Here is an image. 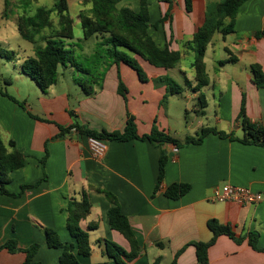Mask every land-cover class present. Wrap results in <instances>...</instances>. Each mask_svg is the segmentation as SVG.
<instances>
[{
    "label": "crops",
    "instance_id": "crops-1",
    "mask_svg": "<svg viewBox=\"0 0 264 264\" xmlns=\"http://www.w3.org/2000/svg\"><path fill=\"white\" fill-rule=\"evenodd\" d=\"M46 1L51 6H45ZM56 1L7 0L8 4H14L15 10L5 13V0H2L0 47H8L9 38L16 34L19 16L31 15L39 7L51 8ZM75 1L82 7L80 14L91 8L85 0H67L68 6ZM221 1L192 0V10L186 13L185 0H150V26L168 16L158 28L149 27L147 32L159 48L170 41V49L185 51L183 60L191 52L184 45L202 25L205 10ZM121 7L137 12L139 0H121L118 8ZM261 31H264V0H247L236 14L234 32L225 37L218 33L213 36L204 57L209 83L201 90L207 107L203 115L197 114L206 121H198L193 135L202 128L213 127L241 138L243 132L237 117L242 100L248 119L264 130V87L258 88L253 83L250 70L251 65L257 64L264 72V37L255 36ZM219 52L226 56L218 58ZM208 58L212 60V75L208 73ZM229 58L235 60L219 65ZM139 62L148 82H140L125 64H112L105 71L102 88L91 97L83 96L74 82L78 73L70 66L62 67L61 73L58 68L56 83L46 91L22 73L21 64L14 80L1 78V92L15 101L0 94V137L5 145L13 142L14 149L25 156L24 167L11 174L7 189L17 193L22 185L35 184L43 176L46 180L18 198L0 195V246L10 239L21 249L37 243L35 262L59 264L61 251L48 247L43 229H52L62 242H71L64 209L68 200L81 201L85 195L91 210L81 227L87 229L92 223L98 227L89 231L90 255L79 260L81 264H114L105 256L102 242H114L127 251L129 244L109 228L107 212L111 204L94 188L117 198L120 211L127 217L142 249L139 257L129 264H151L158 257L160 264H170L178 251L181 253L176 264H199L195 247L190 243L211 239L212 233L207 227L211 219L230 225L237 235L250 231L263 233L264 149L261 147L209 134L200 145L178 150L139 140L107 142L104 157L95 159L88 150L86 136L75 130L60 135V128L73 124L96 132L121 133L129 113L135 118L139 135L148 134L155 125L175 139L187 137L178 138L177 132L171 130L167 106L173 97L186 93L197 99L198 94L187 88L181 95L170 96L166 106H162L165 87L153 80L170 77L168 72L176 70L180 85L187 79L193 87L192 63L189 65L192 74H188L180 63L175 69L165 71L142 59ZM120 80L127 89L126 100L118 91ZM164 148L169 160L163 182L156 190L158 160ZM46 154L42 167L40 160ZM173 183H187L191 190L178 200H170L164 196V190ZM224 185L248 187L260 193L262 200L251 206L213 202L214 190ZM158 243L163 247L157 246ZM258 247H264L262 234ZM24 260L23 253L0 251V264H23ZM208 264H264V252L253 251L246 240L237 245L228 237L220 236L208 250Z\"/></svg>",
    "mask_w": 264,
    "mask_h": 264
},
{
    "label": "trees",
    "instance_id": "trees-1",
    "mask_svg": "<svg viewBox=\"0 0 264 264\" xmlns=\"http://www.w3.org/2000/svg\"><path fill=\"white\" fill-rule=\"evenodd\" d=\"M91 8L79 15L82 38L78 43H74L73 19L69 14L67 0H58L51 8L39 7L31 15L23 14L17 19V31L22 40L36 45L33 56L23 59L21 71L33 80L40 90L46 91L57 81L59 67L70 66L80 76L74 79L79 86L83 96L91 97L102 88L105 71L112 64L123 63L133 70L139 81L148 82L149 78L141 67L139 59L147 62L150 66L169 71L175 69L185 51L170 49V41L163 48H159L155 41L149 36V27L154 29L162 23L168 15L161 21L149 25V5L150 0H139V9L134 12L129 7L118 8L121 0H85ZM247 0H222L221 2L207 8L204 12L202 25L194 33L191 41L184 46L193 55L191 68L194 74V86L187 79L183 85L176 83L168 76L154 79V83L165 87V94L161 100L163 106L168 97L181 95L187 88L197 93L196 113L203 115L207 107L205 95L201 90L209 83L204 57L208 45L215 34L225 37L234 32L235 17L239 8ZM5 10L7 0H5ZM192 10V0H185V11L190 13ZM257 38L264 37V31L255 34ZM94 39L90 52L86 53L84 44ZM14 53L0 47V59L12 60ZM235 59L229 58L219 62L223 65ZM253 83L258 88L264 87V72L262 68L253 64L250 67ZM8 84V83H7ZM119 94L125 100L127 89L120 80L118 87ZM0 94L15 101L5 92ZM32 116V115H31ZM73 116V114H72ZM38 119L36 116H32ZM39 120V119H38ZM243 136L235 137L233 133L218 131L213 127L200 129L194 136H187L183 140L171 137L168 132L159 130L153 125L148 134L139 135L135 124V118L128 113L127 124L123 132H96L86 127L73 124L69 128H60V135H64L70 130H75L78 134L94 137L105 142H128L132 140L147 141L155 147L163 148L172 146L176 150L189 145H200L209 134L217 135L220 139L237 141L243 145H254L264 149V130L262 126L252 123L246 116L244 100H242L240 111L237 117ZM8 148H12L9 151ZM47 154L40 160L44 167ZM169 160V153L164 148L158 160V175L156 190H159L165 177V169ZM25 156L14 149V143L9 142L5 145L0 137V195L18 198L26 190L37 188L46 177L35 184L22 185L19 192L10 193L7 186L11 183V174L24 167ZM95 192L103 194L111 204L107 212V223L111 230L118 232L129 244V250L111 241H100L105 248V256L113 260L114 264H129L136 260L141 254L142 249L138 245L135 234L129 224L127 217L121 213L117 198L104 190L94 188ZM191 190L187 183H173L164 190V196L170 200H178ZM91 203L87 196H83L81 201L70 199L64 209L66 217V227L72 239L71 242H62L59 235L52 229L45 228L43 233L49 248L61 251L59 264H81L80 257H88L91 253L89 241V231L96 230L97 223L81 227V222L90 214ZM207 227L212 233L208 242H192L195 247L196 258L199 264H208V250L213 246L220 236H226L235 244L240 245L245 240L255 252H264V247H258V241L263 233L250 231L244 235H237L230 225H222L217 220L211 219L207 222ZM157 246L163 247L158 243ZM23 253L25 260L23 264H40L34 261L35 255L39 250V244L33 243L26 249L17 246L14 239H10L0 246V251ZM181 251H178L170 264H176V260ZM161 258H156L151 264H160Z\"/></svg>",
    "mask_w": 264,
    "mask_h": 264
},
{
    "label": "rangeland",
    "instance_id": "rangeland-1",
    "mask_svg": "<svg viewBox=\"0 0 264 264\" xmlns=\"http://www.w3.org/2000/svg\"><path fill=\"white\" fill-rule=\"evenodd\" d=\"M45 6L47 7L51 6V3H49V1L48 2L46 1ZM16 8L18 7L16 6ZM81 8L82 7L79 4H77L76 1L72 2L69 5V14L70 17L73 19L74 43H78V40L82 38V30L78 16L81 12ZM19 9L22 10V8ZM2 10H3L2 0H0V11ZM14 10H15L14 4H8L7 2L6 12L8 11L7 13H9ZM8 35L10 37L11 33L10 34L8 33ZM93 42L94 39H91L87 44H84V48H85L84 52L88 53L91 51ZM7 44L8 47L5 46L2 47V49L12 51L14 53V57L10 61L5 59H0V80L1 78H3L5 80H9L10 82L19 75L21 61L29 56H33L36 45L30 44L22 40L19 34L17 33V31L13 38L11 37L9 38ZM211 56L214 57L216 55L211 54ZM217 56L218 58H224L226 54L223 52L222 53L219 52V55ZM192 61H193V54L190 52L185 56L183 60L181 59V61L179 62L181 66L185 67L188 74H192V71L189 68V65L192 63ZM211 66H212V60L208 58L207 67H208V73L210 75H212L213 73ZM61 71H62V67L59 68L60 73ZM132 73L135 72L132 71ZM176 74H177L176 70L168 72V75L170 77H172L177 83L181 84V78ZM79 76L80 75L78 74L77 77ZM28 81H29L28 83H31L30 80ZM166 104L167 101L163 106H166ZM167 108L170 117L169 122L172 128L171 130L173 132H177V135L179 136L178 138H183L185 136H194L193 130L195 126H197L198 121H206L203 120L202 116H198L196 113V110L198 109L197 99L192 98L190 95L188 96L186 93L182 94L181 96H176L171 98L169 100V104Z\"/></svg>",
    "mask_w": 264,
    "mask_h": 264
},
{
    "label": "built area",
    "instance_id": "built-area-1",
    "mask_svg": "<svg viewBox=\"0 0 264 264\" xmlns=\"http://www.w3.org/2000/svg\"><path fill=\"white\" fill-rule=\"evenodd\" d=\"M87 147L91 155L95 159H102L107 151V142L94 137H88ZM260 193L253 192L248 187H237L232 185H224L214 190L213 202L225 203L232 202L239 206H251L261 202Z\"/></svg>",
    "mask_w": 264,
    "mask_h": 264
}]
</instances>
